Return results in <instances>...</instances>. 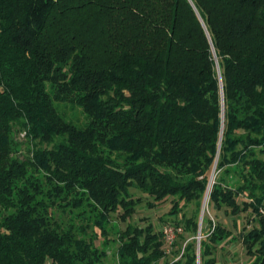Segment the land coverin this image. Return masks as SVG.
I'll use <instances>...</instances> for the list:
<instances>
[{
  "label": "trees",
  "instance_id": "trees-1",
  "mask_svg": "<svg viewBox=\"0 0 264 264\" xmlns=\"http://www.w3.org/2000/svg\"><path fill=\"white\" fill-rule=\"evenodd\" d=\"M132 190L190 241L128 225L119 264H264V0H0V264H98ZM206 194L250 220L198 254Z\"/></svg>",
  "mask_w": 264,
  "mask_h": 264
},
{
  "label": "rangeland",
  "instance_id": "rangeland-1",
  "mask_svg": "<svg viewBox=\"0 0 264 264\" xmlns=\"http://www.w3.org/2000/svg\"><path fill=\"white\" fill-rule=\"evenodd\" d=\"M132 193L134 194V197L136 199L137 198L142 199L141 204L135 210L136 212L133 214V216L127 217V220L125 222L121 220V213H120V214L112 215L110 217V220L103 225L108 235L105 237V239L100 238L96 242L98 250L100 251V254H99L100 261L98 264H119V259H118V252L120 249L119 235L121 232L127 229L128 225L146 227L150 223H152L155 225L156 232L159 234L163 230V227L166 225L160 222V218L164 217L163 219L165 218L168 219V216L166 215V213L169 212L170 209L172 208V204L170 202L163 205L162 207L151 209L146 205L147 200L145 198V195H143L142 193L136 190H132ZM207 197L209 196H207L206 194L202 202V208H201V213H200L199 233H198V236L195 239H193V241H195L197 244L198 254L200 252L201 239L203 238V235L205 236V234L207 233L209 229L208 226L206 227V223H205L204 228L206 230L204 231V233H202V222L204 218H205V221H207L209 218L213 223L222 221L230 229L234 228V224H233L234 218H231V217L226 218L225 214L222 212H219L218 215L212 212V209L209 207V199ZM190 211L191 209H189V212ZM183 213L179 215L178 217L179 219H181ZM249 216H250L249 213H244L241 215V218L237 221L238 228L236 230L233 229L235 234L238 235L239 231H241L244 227L249 226L248 225V220H250ZM169 221H173V219H169ZM171 226H174V225H171ZM181 228L184 231V228L183 227ZM96 232L101 234V232L98 230H96ZM182 235H185V231ZM178 238L176 239V241L178 240ZM176 241L172 244V246L169 247L163 240L165 248H166V252L168 253V257H167L168 262L172 261L173 259L175 261L180 260L184 254L185 247L190 240L186 241L185 244H183V246L180 249L181 253L177 257H174L172 256L173 251L177 249L178 247V246H175ZM223 248L224 250L221 247L218 249V252H219L218 259H219L220 264H250L251 263V258L246 254V250L242 243L240 242H236L232 244L229 243V244H226V246L224 245ZM164 262L165 261H162V263ZM199 262L201 264V261H198V264ZM94 264H97V263H94Z\"/></svg>",
  "mask_w": 264,
  "mask_h": 264
},
{
  "label": "built area",
  "instance_id": "built-area-1",
  "mask_svg": "<svg viewBox=\"0 0 264 264\" xmlns=\"http://www.w3.org/2000/svg\"><path fill=\"white\" fill-rule=\"evenodd\" d=\"M209 196V194H207ZM209 199V197H207ZM261 213L264 215V209H261ZM163 240L170 247L176 241V239L184 233L181 227L165 225L161 231Z\"/></svg>",
  "mask_w": 264,
  "mask_h": 264
},
{
  "label": "water",
  "instance_id": "water-1",
  "mask_svg": "<svg viewBox=\"0 0 264 264\" xmlns=\"http://www.w3.org/2000/svg\"><path fill=\"white\" fill-rule=\"evenodd\" d=\"M198 261H200V259H198ZM199 264H200V262H199Z\"/></svg>",
  "mask_w": 264,
  "mask_h": 264
}]
</instances>
